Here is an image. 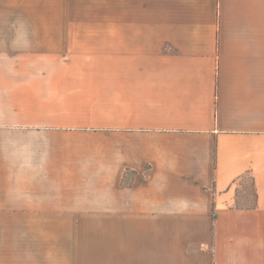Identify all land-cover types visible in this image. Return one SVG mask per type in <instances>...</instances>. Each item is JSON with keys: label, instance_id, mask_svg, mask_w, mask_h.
Masks as SVG:
<instances>
[{"label": "crops", "instance_id": "crops-1", "mask_svg": "<svg viewBox=\"0 0 264 264\" xmlns=\"http://www.w3.org/2000/svg\"><path fill=\"white\" fill-rule=\"evenodd\" d=\"M97 263L264 264V0H0V264Z\"/></svg>", "mask_w": 264, "mask_h": 264}, {"label": "rangeland", "instance_id": "rangeland-1", "mask_svg": "<svg viewBox=\"0 0 264 264\" xmlns=\"http://www.w3.org/2000/svg\"><path fill=\"white\" fill-rule=\"evenodd\" d=\"M236 191H237L238 205L252 204L254 202L255 195H254L253 183L249 177L241 181Z\"/></svg>", "mask_w": 264, "mask_h": 264}]
</instances>
